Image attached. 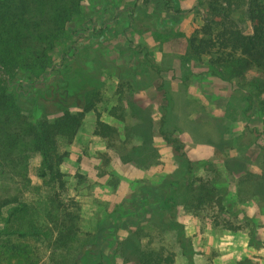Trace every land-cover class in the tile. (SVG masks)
Returning <instances> with one entry per match:
<instances>
[{"label": "rangeland", "instance_id": "rangeland-1", "mask_svg": "<svg viewBox=\"0 0 264 264\" xmlns=\"http://www.w3.org/2000/svg\"><path fill=\"white\" fill-rule=\"evenodd\" d=\"M106 1L113 4L110 29L102 45L88 50L89 55L100 51L105 61L98 110L101 120L116 127L120 138L135 146L137 153L124 163L121 153L95 135L98 114L86 113L73 138L58 139L59 151L65 154L62 199L73 207L80 232L69 228L57 252L45 239L17 240L22 251L6 252L2 264H61L59 258L70 255L83 240L94 241L99 231H104V239L91 254L92 264H137V249L161 245L176 253L175 264H264V121L258 111L246 118L237 95L240 86L247 89L258 83L261 73L252 69L228 82L210 74L208 58L184 65L187 38L202 24L204 0H86V11L100 14ZM172 7L180 13H171ZM235 17L250 33L243 12ZM130 43L146 46L160 74L154 78L141 74L137 86L141 88L127 91L120 99L121 78L113 64L125 66L130 54L121 55L120 49L126 50ZM54 59L58 63V53ZM119 104L126 112L125 120L110 114ZM165 112L170 116V130L182 141L194 166L188 180L194 186L173 190L178 204L162 217L151 208L167 199L171 181L183 180L174 152L159 132ZM9 161L12 167L0 168V196L28 201L32 220L41 229L49 228V204L56 184L38 175L40 156L31 151L18 167L16 159ZM210 164L221 178L208 189L224 198L223 211L216 204L199 206L195 197L202 181L213 179ZM127 219L129 224L123 227ZM170 220L172 224L167 223ZM169 225H180L181 232ZM53 232L56 237L57 229ZM181 235L188 240L186 246L179 241Z\"/></svg>", "mask_w": 264, "mask_h": 264}, {"label": "trees", "instance_id": "trees-1", "mask_svg": "<svg viewBox=\"0 0 264 264\" xmlns=\"http://www.w3.org/2000/svg\"><path fill=\"white\" fill-rule=\"evenodd\" d=\"M85 1L0 0V168L12 167L10 159H16L18 167L33 151L41 158L38 175L56 184L55 195L49 204L51 226L47 229H41L32 220V206L28 201L20 197L11 201L0 196V220H3L0 264L6 252L18 254L22 251V242L17 240L45 239L57 252V248L65 243V233L69 228L72 233L80 232L73 207H68L62 199L66 191L61 171L65 154L59 151L58 139L73 138L86 113L94 111L98 114L95 135L102 138L108 148L124 155H121L124 163L131 162V155L137 153L135 146L129 147L127 141L120 138L116 127L101 120L98 105L103 100L101 70L105 61L100 51L90 50L93 55L88 53L94 45H102L106 38L113 4L106 1V8L100 10V14L92 15L86 11ZM200 7L202 24L187 38L185 57L181 60L184 65L185 62L195 65L208 58L210 74L228 82L243 77L249 70H258L260 81L251 83L247 89L240 86L237 95L242 102L241 113L246 118L258 111L264 121V0H204ZM170 10L173 14L180 13V9L175 7ZM237 12H243L251 28L250 33L235 17ZM120 52L121 55L130 54L125 66L113 64L121 78L117 93L122 99L127 91L141 88L137 87L141 85L140 77L144 76L141 74H151L150 78H154L160 74V67L142 44L130 43L126 50L121 48ZM55 53L59 54L58 63L54 59ZM110 114L120 120L126 118L120 104L114 106ZM34 116L35 121L31 119ZM169 126L170 116L165 112L159 132L172 148L183 180L171 181V193L167 199L157 209L151 208L162 217L178 204V194H172L173 190L194 186L193 180L188 181L193 176L194 166L182 141L174 136ZM255 143L250 142V145ZM209 171L214 175L212 181H202L201 192L195 197L199 206L216 204L223 211L224 198L214 193L215 189H208L212 182L220 180V173L212 164ZM26 187L27 184L25 190ZM3 208H6L5 215ZM129 220L123 222V227L128 226ZM167 223L172 224V221ZM169 226L181 232L180 225ZM54 228L58 231L56 237ZM104 234V231H99L94 241L83 240L69 252L70 255L66 253L67 257L59 258L57 262L92 264L91 254L103 241ZM179 241L184 246L188 244L184 236ZM135 258L137 264H175L176 253L161 245L139 248ZM237 264H245V261Z\"/></svg>", "mask_w": 264, "mask_h": 264}]
</instances>
